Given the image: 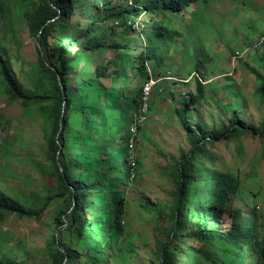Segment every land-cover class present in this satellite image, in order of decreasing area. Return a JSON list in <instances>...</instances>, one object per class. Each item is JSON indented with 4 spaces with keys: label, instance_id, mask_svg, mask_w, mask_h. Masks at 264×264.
Listing matches in <instances>:
<instances>
[{
    "label": "rangeland",
    "instance_id": "374dc122",
    "mask_svg": "<svg viewBox=\"0 0 264 264\" xmlns=\"http://www.w3.org/2000/svg\"><path fill=\"white\" fill-rule=\"evenodd\" d=\"M75 1L68 28L82 39L73 51L79 53L74 72L66 77L77 96L64 152L83 163V173L71 175L92 183L89 201L69 221L77 231L66 230L68 223L56 227L66 205L62 198L54 199L41 219L7 215L0 222V262L52 264L55 236L57 248L62 244L78 255L76 264L100 258L101 264H158L155 240L164 243L165 234L158 214L145 208L169 211L172 158L190 148L178 112L211 134L231 119L245 128L264 122V0H199L180 13L163 9L158 0ZM130 3L148 6L138 19L139 31L116 17ZM28 7L27 0H0V52L27 93L51 95L54 75L42 66L38 39L25 16ZM63 40L68 42L66 31L58 28L53 50ZM88 45L97 50L85 51ZM69 50L63 51L66 57L73 55ZM140 55L148 71H139ZM97 67L106 68L105 77L98 76ZM148 74L161 81L149 111L139 114ZM52 108L51 102L29 107L12 102L0 74V189L26 208H39L58 193L48 139ZM136 115L140 129L131 170L125 140ZM208 148L218 157L213 168L234 178L238 196L245 199L238 198L233 217L225 218L254 225L258 243L264 242V141L242 136ZM199 246L191 240L180 245L184 254H177V263L195 262L192 248ZM261 261L259 251L224 259L225 264Z\"/></svg>",
    "mask_w": 264,
    "mask_h": 264
},
{
    "label": "trees",
    "instance_id": "16d2710c",
    "mask_svg": "<svg viewBox=\"0 0 264 264\" xmlns=\"http://www.w3.org/2000/svg\"><path fill=\"white\" fill-rule=\"evenodd\" d=\"M29 7L26 10V19L31 34L38 39L41 53L42 66L54 75L55 87L51 95H31L27 93L15 72L9 65L6 56L0 52V74L5 84V92L10 100L29 107L37 103L51 102L53 104L52 132L49 136V148L52 153L51 161L54 165L58 193L48 196L43 205L36 209L26 208L18 200L0 189V222L7 215H17L20 218L41 219L54 199H66V205L61 208L56 218V227L68 226L66 230L77 231L78 228L69 224L76 214L81 215L89 201L91 182L75 179L71 171L82 174L83 163L71 158H66L65 148L66 133L69 125V114L72 113L77 93L71 88L66 77L73 74V64L79 56L74 52L76 43L82 39V35H75L68 28L69 23L76 15L78 3L75 0H27ZM163 9L180 13L199 0H158ZM206 3L208 0H202ZM129 10L120 13L117 18L123 21L138 20L147 14L148 6L129 5ZM126 14L129 17H126ZM123 25L126 26L124 22ZM66 31L68 42L59 41L56 49L52 48L54 32L58 29ZM129 28V27H128ZM106 47L105 44L100 45ZM121 48L120 45H117ZM111 47V46H110ZM105 48V49H110ZM99 48V46H98ZM69 50L66 57L63 51ZM85 51H96L97 46L91 45ZM157 57V53L155 52ZM48 61H47V60ZM139 71H148L147 61L140 55ZM61 61L56 66V61ZM105 69V70H104ZM99 77L106 76L105 67H97ZM72 72V73H71ZM150 74H148V81ZM143 90V88H142ZM142 90L140 93H142ZM139 106L141 107V94H139ZM135 98V102L138 100ZM181 128L186 134L190 145L186 153L179 158H172L174 167L171 171L172 192L171 205L167 214H162L156 206L151 205L145 209H153L158 214V222L161 231L165 234V242L155 240L153 253L158 264H178L177 254L183 255L181 248L189 240L199 243L198 248H192L196 256L193 263L185 264H225L228 256L238 258L242 254L260 252L261 264H264V242L258 243L257 229L254 225H246L235 221H228L225 217H233L234 205L238 198V182L231 176L220 174L214 165L217 155L208 148L220 141L237 140L242 136L260 138L264 141V122L257 128H245L239 125L236 119H231L226 127L215 131L213 134L204 130L202 123H193L178 112ZM140 129V128H138ZM127 132V139L129 137ZM125 140V142H126ZM128 161V160H127ZM214 226L211 227L210 225ZM249 224V223H248ZM252 224V223H251ZM57 240L54 236L51 255L52 264H62L64 260L76 264L78 255L60 244L56 247ZM172 249V250H171ZM103 258L94 259L92 264L103 263ZM0 264H5L0 262ZM227 264V263H226Z\"/></svg>",
    "mask_w": 264,
    "mask_h": 264
},
{
    "label": "built area",
    "instance_id": "2783aa9c",
    "mask_svg": "<svg viewBox=\"0 0 264 264\" xmlns=\"http://www.w3.org/2000/svg\"><path fill=\"white\" fill-rule=\"evenodd\" d=\"M130 5H133L132 3H130ZM126 23V26L131 28L132 30H140V26H141V22L140 20L134 21L132 19H127L125 21H123V23ZM123 23L121 24L120 22H117V25H123ZM160 79H156L153 78L152 76L149 77L148 81L144 84L143 86V90L141 93V107L139 110V114H146L149 111V102L151 100V95L153 93V90L155 89V87L158 86V84L160 83ZM138 120V116L136 115V121L134 122V124L131 125L130 131H129V137L128 140H126V146H127V160L129 162V166L131 168V170L134 169L135 167V156H134V151H135V147H136V140L137 137L139 135V131H138V124L137 121ZM0 143H2V139H0Z\"/></svg>",
    "mask_w": 264,
    "mask_h": 264
}]
</instances>
